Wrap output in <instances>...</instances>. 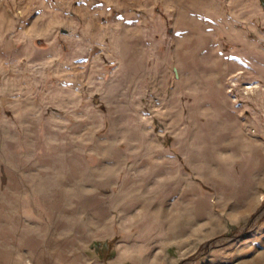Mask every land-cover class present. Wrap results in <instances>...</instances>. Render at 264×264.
Segmentation results:
<instances>
[{
  "label": "rangeland",
  "instance_id": "rangeland-1",
  "mask_svg": "<svg viewBox=\"0 0 264 264\" xmlns=\"http://www.w3.org/2000/svg\"><path fill=\"white\" fill-rule=\"evenodd\" d=\"M264 264V0H0V264Z\"/></svg>",
  "mask_w": 264,
  "mask_h": 264
},
{
  "label": "crops",
  "instance_id": "crops-1",
  "mask_svg": "<svg viewBox=\"0 0 264 264\" xmlns=\"http://www.w3.org/2000/svg\"><path fill=\"white\" fill-rule=\"evenodd\" d=\"M34 254V252H29V250L27 253H24V250L21 253L19 252L15 264H40ZM102 258L103 257H99L97 255H93L89 258L86 252H84L83 256L80 257L79 260L77 257L71 256L64 261H47V264H104Z\"/></svg>",
  "mask_w": 264,
  "mask_h": 264
}]
</instances>
